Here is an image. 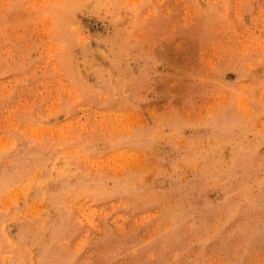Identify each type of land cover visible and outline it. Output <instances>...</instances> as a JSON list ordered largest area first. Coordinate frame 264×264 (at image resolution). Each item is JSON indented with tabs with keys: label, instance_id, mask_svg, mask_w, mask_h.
<instances>
[{
	"label": "rangeland",
	"instance_id": "obj_1",
	"mask_svg": "<svg viewBox=\"0 0 264 264\" xmlns=\"http://www.w3.org/2000/svg\"><path fill=\"white\" fill-rule=\"evenodd\" d=\"M0 264H264V0H0Z\"/></svg>",
	"mask_w": 264,
	"mask_h": 264
}]
</instances>
